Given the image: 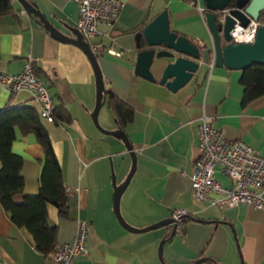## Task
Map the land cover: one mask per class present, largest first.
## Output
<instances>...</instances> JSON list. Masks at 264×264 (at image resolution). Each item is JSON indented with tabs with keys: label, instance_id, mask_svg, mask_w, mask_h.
Segmentation results:
<instances>
[{
	"label": "crops",
	"instance_id": "crops-1",
	"mask_svg": "<svg viewBox=\"0 0 264 264\" xmlns=\"http://www.w3.org/2000/svg\"><path fill=\"white\" fill-rule=\"evenodd\" d=\"M26 1L66 36L84 40L76 27L80 16L75 0ZM122 1L118 18L110 27L100 28L107 34L102 40L113 42L123 54L97 57L105 88L114 90L134 110L125 132L136 152L137 167L120 197V212L135 228L171 218L176 209H185L190 217L183 223L182 236L175 232L169 237L172 226L139 233L123 228L113 210L109 161L115 154L130 153L122 140L94 125L91 114L97 81L90 58L80 46L55 38L13 0L16 14L0 16V72L19 73L32 58V65L42 71L40 78L45 80L55 108H64L71 117V121L43 120L66 188L73 190L66 216H58L57 208L48 204L49 225L58 231L56 242L70 241L79 220L85 219L90 222L87 253L73 264H264V208L211 207L195 200L191 188V174L200 156L198 118L202 111L213 116L212 124L229 139L242 138L264 156V95L242 107V72L211 65L213 37L192 0ZM162 10L169 12L172 29L195 36L206 46L201 68L177 92L159 84L163 60L152 66L155 82L134 73L139 52L135 34ZM7 104L37 106L30 93H13L0 85V109ZM100 110V126L112 129L105 125L107 117L105 123L101 119ZM35 137L17 131L12 143V152L24 159V194H35L41 186L44 156ZM215 174L223 186H232L220 166ZM33 238L0 205V264H53L36 249ZM163 240L164 258L160 259L158 246ZM201 258L207 259L196 263Z\"/></svg>",
	"mask_w": 264,
	"mask_h": 264
},
{
	"label": "built area",
	"instance_id": "built-area-1",
	"mask_svg": "<svg viewBox=\"0 0 264 264\" xmlns=\"http://www.w3.org/2000/svg\"><path fill=\"white\" fill-rule=\"evenodd\" d=\"M79 5V20L77 29L82 32L84 41L90 45V51L96 57L109 54L121 56L122 51L116 49L115 44H106L102 40L107 35L101 26L110 27L118 18L123 7L122 0H75ZM192 5L205 16L203 0H192ZM26 12L25 10L22 11ZM225 13L227 10L224 11ZM244 27L239 22L230 31L233 42L255 41L256 30L264 25L260 20H249ZM241 28V34L235 30ZM33 59L24 63L19 73L0 72V85L10 92L26 91L31 94L39 107V115L46 121L55 122V105L49 93L45 80L38 77L32 65ZM213 61V60H212ZM214 61L211 65H214ZM213 116L202 111L198 118V137L200 139V156L196 159L191 176V188L194 199L215 206L219 209L237 205H252L264 208V156L252 148L244 139H229L221 128L212 124ZM221 167L222 174L231 179L232 186H223L217 179L215 168ZM73 194L71 188L66 191ZM176 233L183 235V223L189 215L185 209H176L173 213ZM90 222L80 219L77 223V233L66 242H56L54 250L46 255L53 264H73L75 259L86 254Z\"/></svg>",
	"mask_w": 264,
	"mask_h": 264
},
{
	"label": "water",
	"instance_id": "water-1",
	"mask_svg": "<svg viewBox=\"0 0 264 264\" xmlns=\"http://www.w3.org/2000/svg\"><path fill=\"white\" fill-rule=\"evenodd\" d=\"M28 14L41 18L42 24L46 30L52 35L64 42L74 43L88 55L90 63L94 67V74L97 81L96 84V106L92 111L91 116L94 120V125L102 130L104 133L114 136L122 140L125 144L126 151L130 153L131 170L128 172L123 185L115 186L116 178L112 173L114 186V213L118 217L119 223L132 232H145L156 229L162 226H172L173 230L170 236L176 232L174 218H167L162 221L151 224L149 227L135 228L129 225L122 216L120 210V197L124 193V189L130 183L133 173L136 171V152L133 151V145L126 136L125 130L118 128L117 130L108 131L102 128L99 124V110L102 108V97L104 96L105 80L102 76V70L98 65L97 57L91 53L90 45L87 41L78 38H70L66 36L59 29L55 28L51 22L44 17L40 10L26 0H17ZM205 6V21L209 27V32L213 37L214 55L213 61L217 66H226L228 69H245L253 63H264V25L259 26L256 30L255 41L247 42H233L231 29L235 27L237 22L246 27L250 19L260 20L264 14V0H203ZM234 1L233 7H228L229 3ZM227 10L225 13L224 11ZM262 21V20H261ZM137 39V48L139 49L137 58L135 60L136 68L134 73L151 82L156 81L153 75L152 66L154 61L163 60L165 64L160 67L159 84L170 88L171 91L177 92L183 88L189 81L193 79L202 62L200 57L202 50L198 49L191 40L187 37L178 35L169 24V12L162 10L153 20H150L142 31L135 34ZM160 65V64H159ZM166 240L158 246L160 259H163L162 246ZM207 258H201L196 263H202Z\"/></svg>",
	"mask_w": 264,
	"mask_h": 264
},
{
	"label": "trees",
	"instance_id": "trees-1",
	"mask_svg": "<svg viewBox=\"0 0 264 264\" xmlns=\"http://www.w3.org/2000/svg\"><path fill=\"white\" fill-rule=\"evenodd\" d=\"M234 1L228 7L234 6ZM16 14L13 0H0V16ZM39 23L41 19L33 16ZM260 20L264 21L263 18ZM179 36H185L200 50L205 44L197 37L180 30L173 29ZM35 73L41 77L42 71L33 66ZM240 84L244 87L242 107L264 95V63H253L241 70ZM102 103H106L116 117L119 128L125 130V125L133 121V107L122 100L110 88H104ZM39 107L30 104L10 105L0 109V205L7 211L10 220L18 227H25L33 235L36 249L45 256L54 250L57 227L49 225L48 204L54 205L58 216H66L69 209L68 193L60 160L54 152L50 133L44 128L43 118L39 115ZM55 122L71 121V117L62 107L55 108ZM17 131L23 136L35 135L36 141L42 147L44 162L40 175L41 186L35 194H24L25 182L22 173L23 157L12 152V143L17 137ZM190 217L186 216L185 221Z\"/></svg>",
	"mask_w": 264,
	"mask_h": 264
},
{
	"label": "rangeland",
	"instance_id": "rangeland-1",
	"mask_svg": "<svg viewBox=\"0 0 264 264\" xmlns=\"http://www.w3.org/2000/svg\"><path fill=\"white\" fill-rule=\"evenodd\" d=\"M100 116H101V119L104 121V123L107 121L105 125H107L108 127H112V129L106 128L108 131H113V130L118 129L117 123H116V117L113 114V112L110 110V108L107 106L106 103L100 110ZM105 117H107L106 121L104 119ZM115 155L116 156L114 157L112 162L110 163L109 161V166H110L109 178H111L113 190H114V186H113L112 173L114 174V177L116 178L115 186L117 187V186L123 185V183L126 180L127 174L131 170V167H132L131 165L132 157L130 155L125 156V155H121V153H118Z\"/></svg>",
	"mask_w": 264,
	"mask_h": 264
},
{
	"label": "bare ground",
	"instance_id": "bare-ground-1",
	"mask_svg": "<svg viewBox=\"0 0 264 264\" xmlns=\"http://www.w3.org/2000/svg\"><path fill=\"white\" fill-rule=\"evenodd\" d=\"M235 33L238 34V35H240L241 34V28L235 30Z\"/></svg>",
	"mask_w": 264,
	"mask_h": 264
},
{
	"label": "flooded vegetation",
	"instance_id": "flooded-vegetation-1",
	"mask_svg": "<svg viewBox=\"0 0 264 264\" xmlns=\"http://www.w3.org/2000/svg\"><path fill=\"white\" fill-rule=\"evenodd\" d=\"M262 15L264 14V12L261 13ZM261 21V20H260ZM264 22V21H263Z\"/></svg>",
	"mask_w": 264,
	"mask_h": 264
}]
</instances>
